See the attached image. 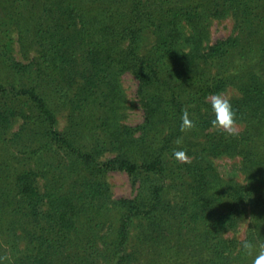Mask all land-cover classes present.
Masks as SVG:
<instances>
[{
    "label": "trees",
    "instance_id": "1",
    "mask_svg": "<svg viewBox=\"0 0 264 264\" xmlns=\"http://www.w3.org/2000/svg\"><path fill=\"white\" fill-rule=\"evenodd\" d=\"M228 14L238 35L203 47L205 22ZM261 28L264 0H0V264H176L219 254L246 211L264 225V65L234 66L264 55ZM237 80L238 152L256 174L218 183L210 160L234 133L204 99ZM112 170L134 180L131 197L112 196Z\"/></svg>",
    "mask_w": 264,
    "mask_h": 264
},
{
    "label": "rangeland",
    "instance_id": "2",
    "mask_svg": "<svg viewBox=\"0 0 264 264\" xmlns=\"http://www.w3.org/2000/svg\"><path fill=\"white\" fill-rule=\"evenodd\" d=\"M205 27H207L208 30L207 35L202 36L201 38V45L203 47L214 43L218 39H224L229 36L233 37L236 34L238 35L239 30L238 28L237 30L235 29L234 19L230 14L219 18H211L205 22ZM263 33L264 30L262 29L259 31L258 35L263 36ZM239 35L244 37L245 32L240 33ZM150 39V37H147L146 41H150ZM16 46L14 47V55L15 57L20 58V54ZM247 53L248 52H244V56L241 55L240 58L237 59V63L234 65L236 66L235 69L237 70V74H244L249 70L256 69L255 67H257L256 63L258 61H262L261 63L264 65V59L259 57L264 55L257 52L254 54ZM258 73L264 74V69H260ZM121 81L126 92V96L124 102H122L123 106L120 109V114L123 115L122 119L124 122L134 125L142 120V110L138 105L135 95L136 80L132 77V75L126 73L121 77ZM238 82L239 80H237V88L236 86H229L225 90H220L219 92L230 95L232 98L240 96ZM214 93L218 92L210 93L204 100L209 101V97ZM65 114V111L58 113V122L60 127L65 124ZM243 125L244 123L241 121L236 122L235 132L232 135L234 136L233 140L235 143L229 144V148L231 147L233 152L230 150V152L222 153L220 155L218 154V156L212 155L211 157V172H213L216 176L218 183L234 180L235 182L245 184L246 181L251 178V175L256 174L253 170L254 168L249 169V167L246 166L248 164L247 159L249 156H252V154L249 153L246 155L245 152H238L241 146L237 144V132L242 131L244 128ZM112 155L113 154L111 153L107 156L111 157ZM262 168L264 167L261 166V169ZM107 177L113 197H131L135 193L137 185L125 172L112 170L108 173ZM220 237L223 241L220 245L219 254L215 255L214 252H211L210 248L208 250L206 249V253H204L203 256L193 258L188 256L187 261L178 262L176 264H252L254 256L258 253L259 248L264 247V225L260 219L257 218L256 220L251 211H246V213L237 218L232 225L228 224V227L221 232ZM201 238L203 237L201 236ZM245 240L251 241L255 246L251 253L242 248V243Z\"/></svg>",
    "mask_w": 264,
    "mask_h": 264
},
{
    "label": "clouds",
    "instance_id": "3",
    "mask_svg": "<svg viewBox=\"0 0 264 264\" xmlns=\"http://www.w3.org/2000/svg\"><path fill=\"white\" fill-rule=\"evenodd\" d=\"M211 104V110L214 114V118L211 121L213 127L221 128L229 133L235 132L236 125V112L232 104V97L222 92L214 93L209 97ZM193 121L189 117L187 110L184 111L182 117V128H192ZM181 141L177 140L179 144ZM174 156L181 161H188L189 157L186 155L183 149L174 150ZM243 248L251 253L254 249V245L251 241L245 240L243 242ZM252 264H264V247H260L258 253L254 256Z\"/></svg>",
    "mask_w": 264,
    "mask_h": 264
}]
</instances>
